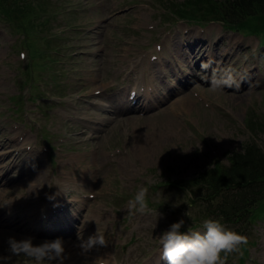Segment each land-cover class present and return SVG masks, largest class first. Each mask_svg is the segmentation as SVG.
I'll list each match as a JSON object with an SVG mask.
<instances>
[{
    "label": "rangeland",
    "instance_id": "374dc122",
    "mask_svg": "<svg viewBox=\"0 0 264 264\" xmlns=\"http://www.w3.org/2000/svg\"><path fill=\"white\" fill-rule=\"evenodd\" d=\"M45 1L46 7L30 5L34 15L45 19L43 30L60 40L52 45L59 46L57 50L40 45L35 34L25 43L16 27L0 19V255H8L2 240L9 234L31 236L39 243L48 239H40L41 223L66 227L68 220L80 219L79 236L84 239L97 230L95 219L101 221V231L113 242L107 249L85 256L73 246L77 236L67 237L64 264H93L106 252L113 254L114 264H166L157 237L181 219L185 221L182 231L190 226L199 229L203 221L199 217L203 208L192 202L190 182L215 164L228 165L227 154L242 151L251 141L264 146V43L256 38L264 34L261 18L252 19L250 34L254 36L229 32L220 23L182 36L188 25L169 21L172 16L165 11H180L191 0ZM175 31L174 36L191 52L203 45V41H193H205L207 33L214 35V42L225 36L226 45L231 38L242 41L240 48L246 47L248 53L239 50V55L226 61L227 66L241 69L237 78L251 68L262 81L252 83L248 92L241 94L243 99L236 100L229 89L213 92L202 80L176 94L165 109L146 116L111 115L92 106V96L98 92L99 97L119 81L120 65L145 56L148 47L150 53L143 65L150 63L153 55L159 57L154 63L163 56L169 60L174 50L170 35ZM164 42L159 51L157 45ZM225 43L215 45V53ZM116 91L115 86L107 95L118 96ZM54 92L68 95L60 101L61 108L60 99L42 98ZM176 98L185 99L189 107L180 111L172 106ZM82 102L92 119L110 120L98 126L79 122L71 113ZM157 138L160 142L149 153L151 162L142 167L139 151L145 140ZM117 157L139 169L135 179H125L115 162ZM69 162L78 168L77 176ZM78 164L92 167L94 173L83 174ZM68 170L76 177L73 184L64 174ZM83 178L84 183H78ZM140 187L149 190V211L144 214L130 212L127 207ZM59 191L56 200L49 201L47 197ZM189 211L190 218L185 215ZM26 213L31 217L20 221L19 215ZM250 218V226L243 227L248 229L238 232L249 242L241 253L230 255L227 264H264V201ZM8 264H23V260L10 257Z\"/></svg>",
    "mask_w": 264,
    "mask_h": 264
},
{
    "label": "trees",
    "instance_id": "16d2710c",
    "mask_svg": "<svg viewBox=\"0 0 264 264\" xmlns=\"http://www.w3.org/2000/svg\"><path fill=\"white\" fill-rule=\"evenodd\" d=\"M174 11L190 21L221 22L248 34L254 28L253 18L258 16L264 25V0H191ZM0 12L10 26L24 34L25 43L36 28L43 30L45 19L34 15L28 0H0ZM227 159L225 167L215 164L199 174L190 182L189 192L194 197L192 202L203 208L201 219L223 218L222 223L240 232L248 229L243 227L250 226L254 209L264 201V146L251 141L242 151L228 153Z\"/></svg>",
    "mask_w": 264,
    "mask_h": 264
},
{
    "label": "clouds",
    "instance_id": "9594fccd",
    "mask_svg": "<svg viewBox=\"0 0 264 264\" xmlns=\"http://www.w3.org/2000/svg\"><path fill=\"white\" fill-rule=\"evenodd\" d=\"M211 63L212 61L202 62L201 68L206 70ZM208 82L213 92L238 89L241 83L231 68L219 72L213 70ZM59 193L60 191L47 198L49 201H55ZM148 197V188L140 187L134 197L128 201V210L141 214L148 212ZM185 215L190 218V211ZM222 219H204L199 229L194 230L190 226L186 231H182L185 227L183 219L171 224L157 237L162 249L161 259L166 264H227L229 256L241 253L249 240L247 236L226 227ZM93 221L97 225L95 233L81 239L78 232L73 245L79 249L81 255L86 256L93 250L109 247V240L99 226L101 221L95 219ZM66 243L63 237L36 243L35 238L31 236L20 239L9 236L6 240L8 255H0V264H8L10 257L22 258L23 264H64ZM93 264H114L113 254L106 252L102 256H97Z\"/></svg>",
    "mask_w": 264,
    "mask_h": 264
},
{
    "label": "bare ground",
    "instance_id": "6f19581e",
    "mask_svg": "<svg viewBox=\"0 0 264 264\" xmlns=\"http://www.w3.org/2000/svg\"><path fill=\"white\" fill-rule=\"evenodd\" d=\"M221 40H219V42H221V41H223V37L222 38H220ZM242 44H243V42H242ZM240 45L241 44H239V47H240ZM239 47H238V43H235V42H232V41H230L226 46H223V47H221L219 50H218V52L215 54V57H217L218 55L219 56H221L222 57V61H221V65H220V67H219V70H218V72L220 71V70H222V69H225V68H231V69H233L234 70V72H235V74H238V73H240V70H239V68H234L233 66H227V60L229 59V58H231V57H233V56H235V55H237V54H239L240 53V51H239ZM221 57H218V59H220ZM194 66V65H193ZM216 66V65H215ZM163 68V67H162ZM192 68H194V67H192ZM181 72V74L179 75V80H178V83H180V84H182V86L185 88V87H189V86H191L190 85V83H191V81L194 79V78H196V76H195V72H194V70H192V71H190V72H188V73H185L183 70H181L180 71ZM162 75H165V72H163L162 74H160V73H153L152 74V79L154 80V81H159L160 79H161V77H162ZM260 78V76H256L255 75V73L253 72V71H250L249 73H246V74H241L240 75V77L239 78H237L241 83H240V88L237 90V89H235V88H233V89H229V92H232L233 94H231V98L232 99H236V100H239V99H243V97H244V95H241V94H246L247 92H248V90H249V88H250V86L252 85V83H254V82H256V81H261V79H259ZM208 84H209V82H208ZM153 86H154V89H155V91H156V94L158 95L159 93H161L162 92V86L160 85V84H155V83H153ZM94 91H96V90H94ZM164 96H160L159 98H160V102L161 101H163V100H165L166 98H168L169 96H168V94H163ZM99 97H97V98H95L94 100H96V99H98ZM100 99V98H99ZM103 105H105V104H103ZM172 106H176V107H178L179 109H180V111L181 110H185L186 108H188L189 106H188V104H187V102H186V100L185 99H177L176 100V102H174L173 104H172ZM177 111V110H176ZM178 112V111H177ZM130 113H133V114H137V113H140V112H138V111H136V110H134L133 112H130ZM179 113V112H178ZM91 120H93L92 118H90ZM78 120H80V121H83V122H86V120L85 119H83V118H78ZM110 120V118H105V119H102V120H98V122H107V121H109ZM96 121V120H95ZM87 123V122H86ZM160 142V139L159 138H157L154 142H152V140H145V143L143 144V146H142V151H139V153H141L140 154V157H141V160L140 159H138V160H140L141 161V166L142 167H146V165H148L149 164V162H151V156L149 155V153H150V150L151 149H153L152 148V146L154 145V144H157V143H159ZM136 155H137V153H134V156H135V158L137 159V157H136ZM80 155H77V158L79 157ZM109 157H115V156H111V155H109ZM71 158H74V160H77L78 161V163H82V161L79 159H76V157H71ZM84 161V160H83ZM98 161H99V158H98ZM119 162V165H118V167L121 169H123V170H121V172L124 174V176H125V179L127 180V181H130V180H133V179H135L136 177H137V175H138V173H139V169L136 167V166H132V165H128L127 166V161L124 159V158H120V157H117L116 159H115V162ZM117 162V163H118ZM72 166H73V172H74V174H76V176H77V172H78V168L73 164V163H71V162H69ZM86 164V163H85ZM102 164H105V163H101V165ZM78 167L81 169V168H83L82 170H81V172L83 173V174H86L87 176L89 175V174H93L94 173V171H93V169H92V167H84L82 164H78ZM97 171V170H96ZM64 174H65V176H66V178H67V181L70 183V184H73V181H74V179L76 178V177H73L72 176V173L68 170V171H65L64 172ZM92 178V177H91ZM84 181H85V178H83V179H78V183H80V184H83L84 183ZM63 197L65 198V194H63ZM17 201H14V202H11L10 204H13V203H16ZM30 206V205H29ZM16 208V207H15ZM100 210H99V213L98 214H100ZM29 213V212H28ZM28 213H26V214H24V215H19V220L20 221H22V220H27L28 218H30L31 217V215L30 214H28ZM91 216H93V215H95V209H92V211H91ZM107 218H110V216H108ZM75 223L76 224H78V221L76 220L75 221ZM73 224V223H72ZM76 226L75 225H71V224H69L68 225V230L70 231V232H73L74 233V231L76 230V228H75ZM23 230V229H22ZM25 233H26V230H23ZM81 233V231H79V234ZM76 234H78L77 232H76ZM11 234H9V236H10ZM8 236V237H9ZM17 239H20V238H22L21 236H15ZM7 240V239H6ZM6 240H2V241H6ZM109 242H113L112 240H109ZM66 244H68V243H66Z\"/></svg>",
    "mask_w": 264,
    "mask_h": 264
}]
</instances>
